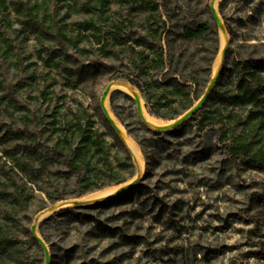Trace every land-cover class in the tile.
Segmentation results:
<instances>
[{
  "label": "trees",
  "instance_id": "trees-1",
  "mask_svg": "<svg viewBox=\"0 0 264 264\" xmlns=\"http://www.w3.org/2000/svg\"><path fill=\"white\" fill-rule=\"evenodd\" d=\"M239 1L244 7L240 21L255 22L260 0ZM218 7L225 18L224 4ZM10 13L20 26L17 33L34 35L38 58L51 78L65 75L75 89L92 74L108 71L107 62H118L127 73L109 79L123 78L134 85L150 113L161 118H175L193 104L191 95L208 81L218 53L208 0H0V23L7 28L12 25ZM101 22L107 28L103 36ZM210 34L211 48L203 54ZM17 37L2 38L0 69L20 64L13 45ZM244 40L231 59L232 51H226L222 83L190 118L198 117L196 131L214 138L229 159L243 157L250 165H264V56L242 51L264 43L243 45ZM15 90L0 79V264H32L28 252L37 242L29 227L36 212L46 203L122 183L133 175L134 164L98 104L87 105L77 97L47 98L42 90L35 102L27 103L36 105L40 99V106L30 109L17 103ZM175 100L181 110L170 112L167 108ZM132 136L147 169L158 166V140L149 138L145 144ZM130 200L125 203L132 205ZM128 214L139 216L135 207ZM162 218L160 209L153 222ZM82 221L69 208L61 209L40 224V235L45 241L46 228L67 229ZM87 222L89 238H127L124 225L112 226L99 218Z\"/></svg>",
  "mask_w": 264,
  "mask_h": 264
},
{
  "label": "rangeland",
  "instance_id": "rangeland-1",
  "mask_svg": "<svg viewBox=\"0 0 264 264\" xmlns=\"http://www.w3.org/2000/svg\"><path fill=\"white\" fill-rule=\"evenodd\" d=\"M260 2L255 22L240 21L244 7L239 0L219 2L225 6L223 21L232 30L231 34L227 31V50L232 51L228 54L229 59L240 52L238 44L242 39H246L243 45L264 43V0ZM64 10L65 7L61 11ZM9 15L12 19L10 28L0 23V47L4 44L2 38H11L12 34L18 36L13 45L20 64L17 67L1 65L0 79L5 80L7 87L15 86L14 97L20 105L30 109L39 107L40 99L36 105L27 103L35 102L42 90L47 98L77 97L87 105L91 102L99 105L100 93L110 76L127 73L118 62H107L108 71L92 74L88 81L79 83L75 89L65 75H55L54 80L48 67L38 58L39 46L34 35L28 33L25 38L22 33H17L20 26L12 13ZM65 19L69 21L68 17ZM99 27L103 36L107 30L105 22H101ZM217 37L219 51L218 31ZM211 45L210 34L202 53H206ZM242 51L264 56L263 46L244 47ZM79 65H82L81 60ZM223 68L224 63L214 87L221 82ZM212 71L213 64L211 74ZM112 80L128 82L123 78ZM208 81H202L195 87L192 102L197 100L195 94L198 97L202 94ZM112 93L113 102H110ZM111 94L109 110L137 143L142 155L141 179L119 195L88 206L70 207L74 217L83 219L81 225L77 222L67 229L46 228L45 242L49 248L50 264H264V165H250L243 157H226L225 149L214 138L196 131L198 117L152 136L149 132L155 131L141 122L132 97L119 89ZM140 95L150 116L161 121L173 119L150 113L141 92ZM167 109L173 112L180 111L181 107L175 100ZM129 130L145 144L149 138L158 140V166L147 169L140 145ZM129 199L132 205L125 203ZM134 207L138 217L128 214ZM160 209L163 210V220L154 223L153 215ZM91 218H99L112 226L124 225L127 238L114 236L103 241L89 238L85 233L90 229L87 221ZM45 219L38 224L39 233V226ZM131 238L133 243L128 241ZM28 254L32 264H43V252L38 244Z\"/></svg>",
  "mask_w": 264,
  "mask_h": 264
},
{
  "label": "water",
  "instance_id": "water-1",
  "mask_svg": "<svg viewBox=\"0 0 264 264\" xmlns=\"http://www.w3.org/2000/svg\"><path fill=\"white\" fill-rule=\"evenodd\" d=\"M220 1L221 0H210L208 3V8H209L211 17L215 23V26L217 28L219 38L220 36H223L225 38V43L219 46V51L217 53V55H219V60L217 64L215 65L216 68H213L212 74L209 78V81L204 91L202 92L200 97L195 102H193V104L188 109H186L183 113H181L180 115H178L177 117L169 121H163L162 123H150L144 118V115L142 113V106H143L142 98L137 88H135L130 83L126 81H122V80H109L106 82V84L104 85L100 93L99 105H100L103 116L108 121V123L110 124L115 134L123 142L126 149L130 153L133 164H134V174L132 175V177H130L129 179H127L126 181L122 183L107 186L100 190L92 192L90 194L87 193L79 197L58 200L53 203H49L46 207L41 209L34 216L31 222V225L29 227V232L32 238L37 242V244L39 245V247L41 248L43 252V264H50L49 248L38 231V224L43 219L47 218L48 216L52 215L53 213L61 209H66L70 207L88 206V205L103 201L105 199H108L112 196L119 195L120 193L136 185L141 179L143 169L141 168L136 156L134 155L132 148L126 143V140L122 134L121 129L114 122V120L110 117V114L108 111V98L112 91L117 90V89L121 90L120 88H118L119 86L124 87L126 89V91L124 92L129 94L134 101L135 110L141 122L145 124L149 129L154 130V131H167V130H172L180 126L185 121H187L190 117H192L197 111H199L203 107L205 102L208 100L214 88V85L217 81L218 75L222 69V65L224 63L227 45H228V33L226 30L225 23L218 9V4ZM214 64H215V60L213 62V67H214ZM109 188H111V190L105 193L104 191L108 190ZM97 192L100 195L95 194ZM100 192H104V193H100Z\"/></svg>",
  "mask_w": 264,
  "mask_h": 264
},
{
  "label": "bare ground",
  "instance_id": "bare-ground-1",
  "mask_svg": "<svg viewBox=\"0 0 264 264\" xmlns=\"http://www.w3.org/2000/svg\"><path fill=\"white\" fill-rule=\"evenodd\" d=\"M225 43V38L223 36H220V45H223ZM219 60V55H216V58H215V64H214V67L213 68H216V64ZM116 87V86H115ZM118 88H120L121 90L123 91H126V89L122 86H119ZM143 105V104H142ZM108 111H109V114H110V117L114 120V122L118 125V127L121 129L122 131V134L126 140V143L132 148L133 152H134V155L136 156L141 168L143 167V160H142V155L140 153V150H139V147L137 145V143L133 140V138L127 133V131L125 130V128L121 125V123L116 119V117L111 113V111L109 110L108 108ZM142 113L144 115V118L150 122V123H162L163 121L153 117V116H150L146 110L144 109V107L142 106ZM111 188H109L108 190L104 191L105 193L110 191ZM104 192H100V193H104ZM97 195H100L98 192L95 193Z\"/></svg>",
  "mask_w": 264,
  "mask_h": 264
}]
</instances>
